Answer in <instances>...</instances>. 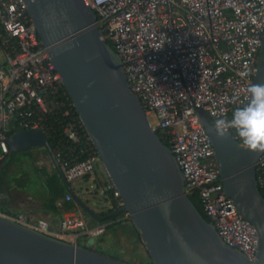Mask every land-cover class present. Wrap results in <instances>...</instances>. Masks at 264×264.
<instances>
[{"label": "built area", "instance_id": "built-area-1", "mask_svg": "<svg viewBox=\"0 0 264 264\" xmlns=\"http://www.w3.org/2000/svg\"><path fill=\"white\" fill-rule=\"evenodd\" d=\"M87 1L102 39L121 61L129 90L146 117H154L149 126L170 149L185 180L184 193L198 196L225 245L256 261L257 233L223 191L214 148L197 111L212 126L217 119H231L248 103L247 88L264 36V0ZM14 118L21 130L46 129L49 118L58 125L60 141L68 145L66 155L57 159L67 183L94 171L97 153L31 23L25 0H0V159L9 151L3 131ZM230 135L247 148L231 130ZM256 183L264 192V153ZM112 200L113 210L123 206L115 190ZM0 215L73 244L79 236L95 237L107 226L129 220L124 213L116 221L90 226L80 210L70 211L62 215L56 233L43 220Z\"/></svg>", "mask_w": 264, "mask_h": 264}, {"label": "water", "instance_id": "water-1", "mask_svg": "<svg viewBox=\"0 0 264 264\" xmlns=\"http://www.w3.org/2000/svg\"><path fill=\"white\" fill-rule=\"evenodd\" d=\"M28 16L93 145L110 188L123 206L98 217L66 182L48 138L20 130L6 142L10 153L45 148L80 210L97 223L129 216L151 264H264V198L256 183L264 153L218 139L208 116L197 111L210 137L223 191L258 237L256 261L225 245L184 193L174 157L150 128L129 90L121 61L102 39L87 0H25ZM264 82V36L251 84ZM0 264H125L83 246L45 236L0 215Z\"/></svg>", "mask_w": 264, "mask_h": 264}, {"label": "rangeland", "instance_id": "rangeland-1", "mask_svg": "<svg viewBox=\"0 0 264 264\" xmlns=\"http://www.w3.org/2000/svg\"><path fill=\"white\" fill-rule=\"evenodd\" d=\"M147 119L153 125L155 119L151 114L147 116ZM5 167L7 170L4 182L7 187L33 195L42 191L46 192L43 178L53 170L51 158L45 148L12 152L5 161ZM94 181H96V184ZM77 182L82 187L81 193L76 189ZM77 182L70 185L77 195H81L80 200L89 209L98 213H106L111 209V199L102 194L103 191L106 192L110 189V185L99 160L94 164V171L89 175V180L84 181L81 179ZM37 220L31 222L35 223ZM94 225L96 223L91 221L90 226ZM90 239L92 241H89ZM76 244L87 246L98 254L125 264L149 263L144 246L135 235L129 221H122L117 225L111 224L109 228H105L102 233L95 237L89 236L85 239L79 236Z\"/></svg>", "mask_w": 264, "mask_h": 264}, {"label": "trees", "instance_id": "trees-1", "mask_svg": "<svg viewBox=\"0 0 264 264\" xmlns=\"http://www.w3.org/2000/svg\"><path fill=\"white\" fill-rule=\"evenodd\" d=\"M107 43L112 48L111 44L109 42H107ZM18 121L19 120L14 118L8 122V124L6 125V127L3 131V134L6 137H9L11 134L21 130V128L18 125ZM45 127H46V129H42V130H43L44 134L46 135V137L48 138L51 150H52L53 154L55 155L56 159H60L61 157L66 155V153H67L66 148L68 145H65L63 142L60 141L61 137H60V133L58 130V125L56 123H54L52 119L49 118L48 121L45 122ZM162 142L165 145H167L166 142H164L163 140H162ZM9 154H10V151H8V154L5 155L2 159H0V212L10 215L11 213L8 209V202L5 199L6 196H8V193L10 192V188H8L6 183L4 182L5 172L7 170L5 167V161L7 160ZM80 159H84V157H81ZM51 161H52V159H51ZM52 164H53V170L51 172H49L48 174H46L44 177V184H45L46 193L48 196V203H50L52 205L53 203L59 201L61 203L62 209L65 212H70V211H72L73 207H79V206L72 199L70 201L66 200L67 197L71 198V195L67 191L66 187L64 186V184L60 178V175L57 171V168H56L55 164L53 163V161H52ZM83 180L88 181L89 175L85 176L83 178ZM94 182L96 184V181H94ZM113 191L114 190L112 188H110L108 191H106V192L103 191V193H102V194L107 195L111 199L112 208L106 214H109L110 212L113 211V206H114V201L112 200ZM259 192H260V195L264 198V192L261 189H259ZM188 198L190 199L192 204L195 206V208L198 210V212L201 214V216L206 221H208V219L205 217V215L203 213L202 206H201V203H200L198 196L196 194H192V195H189ZM82 213H84V212H82ZM11 215H15V214H11ZM103 215H105V214L104 213L103 214H97L98 217H101ZM122 215L123 214L119 215L118 217L111 218L105 222L116 221L117 218L122 217ZM90 220L93 221V219H90ZM126 221L130 222V220H126ZM121 222L122 221L115 222L112 225H117V224H120ZM110 226L111 225L107 226L106 228H109ZM131 226H132V224H131ZM132 228L134 230L135 235L137 236L133 226H132ZM82 237L86 239L89 236L83 235ZM83 247L88 248L87 246H83ZM88 249H90V248H88ZM148 264H151L150 260H149Z\"/></svg>", "mask_w": 264, "mask_h": 264}, {"label": "clouds", "instance_id": "clouds-1", "mask_svg": "<svg viewBox=\"0 0 264 264\" xmlns=\"http://www.w3.org/2000/svg\"><path fill=\"white\" fill-rule=\"evenodd\" d=\"M248 103L237 108L231 119L215 120L212 131L218 139L230 135V130L252 151L264 152V82L250 84Z\"/></svg>", "mask_w": 264, "mask_h": 264}, {"label": "crops", "instance_id": "crops-1", "mask_svg": "<svg viewBox=\"0 0 264 264\" xmlns=\"http://www.w3.org/2000/svg\"><path fill=\"white\" fill-rule=\"evenodd\" d=\"M81 188L82 187L77 182L76 189L79 190V193H81ZM71 189L73 190L72 187ZM73 192L77 195L74 190ZM78 196L80 199L81 195L79 194ZM5 199L8 202V209L11 214L24 215L29 221L36 219L46 221L52 231L56 233L60 232L59 223L65 211L62 209L61 203L59 201L53 203L52 205L48 203V196L45 191L38 192L36 195H33L30 193H24L23 191L18 189L10 188V192L8 193V196H6ZM78 210H80L79 207H73L72 209V211ZM93 212L96 214H103L98 213L96 211ZM80 213L86 221L91 223L92 220H90L84 213H82L81 210ZM95 223L96 225L98 224L97 222ZM89 241L92 240L90 239Z\"/></svg>", "mask_w": 264, "mask_h": 264}, {"label": "flooded vegetation", "instance_id": "flooded-vegetation-1", "mask_svg": "<svg viewBox=\"0 0 264 264\" xmlns=\"http://www.w3.org/2000/svg\"><path fill=\"white\" fill-rule=\"evenodd\" d=\"M159 136V134H157Z\"/></svg>", "mask_w": 264, "mask_h": 264}]
</instances>
